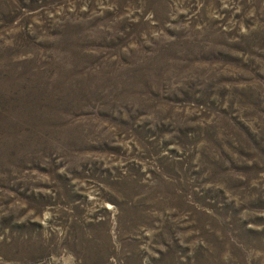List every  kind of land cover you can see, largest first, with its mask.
<instances>
[{
	"label": "rangeland",
	"instance_id": "374dc122",
	"mask_svg": "<svg viewBox=\"0 0 264 264\" xmlns=\"http://www.w3.org/2000/svg\"><path fill=\"white\" fill-rule=\"evenodd\" d=\"M0 264H264V0H0Z\"/></svg>",
	"mask_w": 264,
	"mask_h": 264
}]
</instances>
